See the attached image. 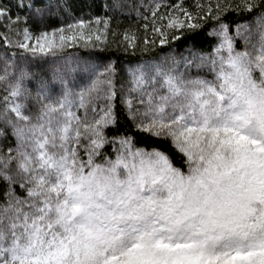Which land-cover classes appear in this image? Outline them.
Here are the masks:
<instances>
[{
  "label": "snow or ice",
  "instance_id": "1",
  "mask_svg": "<svg viewBox=\"0 0 264 264\" xmlns=\"http://www.w3.org/2000/svg\"><path fill=\"white\" fill-rule=\"evenodd\" d=\"M0 264H264V0H0Z\"/></svg>",
  "mask_w": 264,
  "mask_h": 264
},
{
  "label": "trees",
  "instance_id": "2",
  "mask_svg": "<svg viewBox=\"0 0 264 264\" xmlns=\"http://www.w3.org/2000/svg\"><path fill=\"white\" fill-rule=\"evenodd\" d=\"M104 0H97V4L103 3ZM125 11L127 12L128 10L125 9ZM119 19L122 21V27H128L130 24H132L133 26L135 25V14L133 13L132 15H124L119 17ZM115 26V25H114ZM137 56L141 55V53L137 52L136 53Z\"/></svg>",
  "mask_w": 264,
  "mask_h": 264
}]
</instances>
